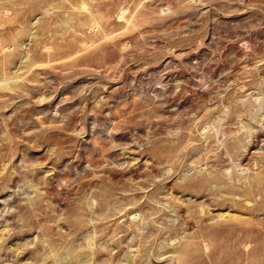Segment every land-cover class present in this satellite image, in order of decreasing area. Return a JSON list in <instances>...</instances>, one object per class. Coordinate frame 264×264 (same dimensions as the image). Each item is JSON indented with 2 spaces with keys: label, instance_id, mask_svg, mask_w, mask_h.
<instances>
[{
  "label": "rangeland",
  "instance_id": "1",
  "mask_svg": "<svg viewBox=\"0 0 264 264\" xmlns=\"http://www.w3.org/2000/svg\"><path fill=\"white\" fill-rule=\"evenodd\" d=\"M0 264H264V0H0Z\"/></svg>",
  "mask_w": 264,
  "mask_h": 264
}]
</instances>
